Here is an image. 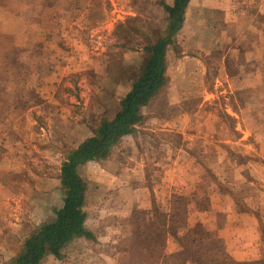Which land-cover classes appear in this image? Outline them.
<instances>
[{
  "label": "rangeland",
  "instance_id": "obj_1",
  "mask_svg": "<svg viewBox=\"0 0 264 264\" xmlns=\"http://www.w3.org/2000/svg\"><path fill=\"white\" fill-rule=\"evenodd\" d=\"M162 1L27 0L23 9L11 2L23 20L11 32L1 29L10 17L0 16V264H10L32 232L56 218L64 202V163L103 120L115 117L126 84L150 57L143 47L170 24ZM233 1L239 13L225 25L226 47L201 53L209 69L206 88L215 96L201 108L208 95L196 88L189 101L173 107L163 90L142 109L146 120L137 135L123 137L107 159L78 166L88 187L90 225L98 235L116 238L70 246L68 264H231L216 235L225 221L218 204L231 194L240 210L248 201L264 216V181L247 172V160L264 167L258 144L251 154L249 145H224L231 154L221 160L213 141L241 135L239 120L242 126L255 121L249 128L264 132V80L246 89L238 81L230 99L218 98L214 88L216 61L226 48L229 72H244L248 61L259 59L255 45L264 41V1ZM7 2L0 0V7ZM188 27L176 33L181 48ZM78 38L84 44L79 55ZM208 38L213 42L218 32ZM172 59L175 84L185 66ZM148 123L160 128H143ZM172 123L175 130L162 129ZM188 136L195 142L183 145ZM203 136L210 142H199ZM222 170L230 171L226 184L218 178ZM242 170L245 175L236 177ZM198 212L207 214L206 222L190 227Z\"/></svg>",
  "mask_w": 264,
  "mask_h": 264
},
{
  "label": "crops",
  "instance_id": "obj_2",
  "mask_svg": "<svg viewBox=\"0 0 264 264\" xmlns=\"http://www.w3.org/2000/svg\"><path fill=\"white\" fill-rule=\"evenodd\" d=\"M10 1V5H5L0 7V16H9L10 23H6L1 29L5 32L14 31L17 29V24L22 25V11H16L12 8V3L15 2L20 5V9L26 8L28 5L27 0H8ZM175 0H166V3L169 5H173ZM264 1V0H263ZM264 4V2H263ZM236 4L233 0H190L188 7L185 12V19L181 27V31L183 28H191L187 35L182 37L184 41V47L181 48L180 41L177 40V46L180 49V54L177 55L174 48H170L167 53V85L163 89L167 96V102L169 106L177 107L184 104V102L189 101L191 97H193L196 93V88H198V94L203 95L206 93L208 96L204 97L202 102H200L199 106L202 108L203 105L210 99V96H215L212 91H209L206 88V84L208 81L209 69L208 65L202 60L201 53L207 52L206 49L208 48H221L226 47V43L223 40L224 35L228 34L226 30V24L231 25L235 21H237V16L239 13V9H235ZM264 12V11H263ZM214 13V14H213ZM213 17V18H212ZM218 32V38L213 39V42L208 41L207 39L209 33ZM181 34V32H180ZM180 35H178L179 37ZM177 37V38H178ZM232 42L230 36V44ZM76 50L79 55V48H83V43L80 42L79 38L76 39ZM260 49V56L256 60H250L245 64V71L237 72V73H230L228 68V59L227 54L228 50H224L222 56L218 57V68H217V75L215 74L213 78H215L214 88L218 90V98L220 96H225L230 99L232 95L236 94L238 88L234 86L238 84V81H241V84H245L242 88H248L246 85H251V83H262L264 80V41H259L255 45ZM172 52L174 55H172ZM73 53H76L73 51ZM219 53V50H218ZM82 55V54H81ZM177 60L179 64H184V68L182 71L178 72V78L175 79V84L171 79V69H173V62L172 58ZM215 63V64H216ZM176 75V76H177ZM133 84H126V90L124 92V96L131 90ZM2 88L0 87V90ZM162 90V91H163ZM161 91V92H162ZM160 92V93H161ZM159 94V93H158ZM157 94V95H158ZM156 95V96H157ZM155 96V97H156ZM154 97V98H155ZM153 98V99H154ZM227 99V98H226ZM152 102V101H151ZM150 102V103H151ZM150 105V104H149ZM148 105V106H149ZM146 106V107H148ZM144 107V108H146ZM227 111L231 113L233 116L239 117L235 108L231 104L227 105ZM246 109H249L247 107ZM143 112V111H142ZM248 113L249 111L246 110ZM144 114V113H143ZM145 115V114H144ZM187 115V112L185 114ZM146 117V115H145ZM15 118V117H12ZM146 120V119H145ZM9 121V119H7ZM147 123V122H146ZM243 121L239 120L238 124L241 127V135H238L236 138H225V139H214L213 141L218 144V157L221 160H225L229 158L231 154L230 150H227L224 145H230L234 148L233 145L236 144H246L248 146L249 151L246 154H251L254 150V144H258V151H260V159L263 160L264 164V132H258L251 130L252 124H255V121H251V123L242 126ZM150 124V128L143 127L147 129L156 128L159 129L160 127H152V123ZM157 124V122H156ZM244 124V123H243ZM162 129L168 130H175L178 127L177 124L172 123L168 125H163ZM139 127V126H138ZM236 127L237 130H239ZM142 128V127H141ZM140 129V128H138ZM263 131V130H261ZM139 132V131H138ZM131 136V135H129ZM92 137V136H91ZM128 137V136H127ZM209 137L203 136L199 139V142H210ZM195 142L194 137L188 136L183 139V145H190ZM255 142V143H254ZM169 143V142H168ZM253 145H252V144ZM251 144V145H250ZM184 147V146H183ZM115 148V147H114ZM231 148V147H230ZM226 149V150H225ZM186 153L189 152L188 150L185 151ZM247 159V158H246ZM247 172L252 177L260 178L264 181V167H261L257 162H250L247 160ZM91 162V161H89ZM97 162V161H92ZM83 165V164H81ZM262 168L261 171H258L256 168ZM246 172V171H245ZM244 170L237 173L236 177L242 178L245 175ZM79 173V172H78ZM230 171L222 170L218 172V178L223 183H228V175ZM80 175V174H79ZM224 175V176H223ZM81 176V175H80ZM82 178V177H81ZM83 180V179H82ZM86 184V183H85ZM87 186V185H86ZM231 191L234 189L230 187ZM234 191V190H233ZM225 196V195H224ZM228 196V197H227ZM226 198L221 200L218 204V208L224 213L225 221L222 227L218 228L217 231V238L220 244L219 253L223 256L226 253L228 259L230 260L231 264H264V216L259 212H255L252 210V204L248 201H245L243 204L244 207H247L246 211L240 210V205L238 200H236L231 194L227 195ZM86 212H87V220L86 226L90 230L93 235V239L87 238H80L74 241L70 246L78 248L80 244H89L90 240H97L102 241L108 238L114 239L116 236H110L101 234L98 235L96 229L93 228L94 226L90 225V216L88 212V187H87V205H86ZM207 214L205 212H198L194 214L191 218H189V226L193 227L198 222H206ZM174 218V215H173ZM208 220V219H207ZM69 246V247H70ZM68 247V248H69ZM67 248V249H68ZM65 250L64 254L66 255ZM81 254V253H80ZM82 254L86 256H90V253L86 251L82 252ZM52 261L60 262L61 264H68L67 258L64 260H57L54 256H47L44 260L43 264H47L46 262L51 263ZM72 264V263H71ZM190 264H198L190 263ZM218 264H230L224 260H218Z\"/></svg>",
  "mask_w": 264,
  "mask_h": 264
},
{
  "label": "trees",
  "instance_id": "obj_3",
  "mask_svg": "<svg viewBox=\"0 0 264 264\" xmlns=\"http://www.w3.org/2000/svg\"><path fill=\"white\" fill-rule=\"evenodd\" d=\"M189 1L175 0L173 5L161 2L170 17L165 33L160 32L156 41L143 47L150 57L131 90L121 99V109L115 117L103 120L94 135L82 142L64 163L61 175L64 202L56 210V218L38 226L10 264H43L49 255L64 260L65 250L74 241L80 238L93 239L86 226L87 186L78 173V166L107 159L123 137L137 135L138 126L146 119L142 109L167 85L168 50L172 47L177 55L180 54L176 33L184 22ZM171 234L175 238V233Z\"/></svg>",
  "mask_w": 264,
  "mask_h": 264
}]
</instances>
